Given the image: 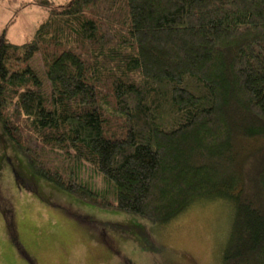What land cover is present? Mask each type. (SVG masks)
<instances>
[{
	"label": "trees",
	"instance_id": "16d2710c",
	"mask_svg": "<svg viewBox=\"0 0 264 264\" xmlns=\"http://www.w3.org/2000/svg\"><path fill=\"white\" fill-rule=\"evenodd\" d=\"M35 4L51 14L34 40L0 43V120L36 175L155 223L220 201V264H264V0ZM84 166L107 188L83 181Z\"/></svg>",
	"mask_w": 264,
	"mask_h": 264
},
{
	"label": "rangeland",
	"instance_id": "374dc122",
	"mask_svg": "<svg viewBox=\"0 0 264 264\" xmlns=\"http://www.w3.org/2000/svg\"><path fill=\"white\" fill-rule=\"evenodd\" d=\"M49 1L57 9L71 0ZM34 3L0 0V43L23 45L34 40L36 29L51 14ZM30 65L43 69L39 58ZM37 148L38 153L49 154L53 165L61 164L51 149ZM14 166L35 178L37 191L17 180ZM80 175L91 187L107 188L89 166ZM53 202L63 205L69 216L59 214L61 208L53 207ZM230 219L229 207L220 201L195 203L169 223L83 202L37 176L29 156L15 146L0 120V264H220ZM109 228L114 233L104 235Z\"/></svg>",
	"mask_w": 264,
	"mask_h": 264
},
{
	"label": "flooded vegetation",
	"instance_id": "af4514ba",
	"mask_svg": "<svg viewBox=\"0 0 264 264\" xmlns=\"http://www.w3.org/2000/svg\"><path fill=\"white\" fill-rule=\"evenodd\" d=\"M62 210L64 211V209H62ZM66 212H67V211H66ZM110 229H111V228H109V230L104 231V235H107V233H109L110 231H111V232H114L112 229H111V230H110ZM25 253H26L27 256H29L27 252H25Z\"/></svg>",
	"mask_w": 264,
	"mask_h": 264
},
{
	"label": "crops",
	"instance_id": "0c3cea01",
	"mask_svg": "<svg viewBox=\"0 0 264 264\" xmlns=\"http://www.w3.org/2000/svg\"><path fill=\"white\" fill-rule=\"evenodd\" d=\"M36 1H38V0H35V2H36ZM34 4H35V3H34ZM33 6L36 7V5H33ZM36 30H37V29H36ZM35 34H36V31H35ZM35 34H34V35H35ZM5 222H6V220H5ZM6 227H8L7 223H6ZM11 237H12V236H11Z\"/></svg>",
	"mask_w": 264,
	"mask_h": 264
}]
</instances>
